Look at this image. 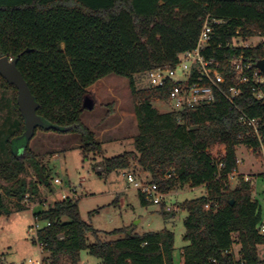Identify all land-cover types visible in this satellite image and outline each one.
Masks as SVG:
<instances>
[{"label":"trees","instance_id":"obj_1","mask_svg":"<svg viewBox=\"0 0 264 264\" xmlns=\"http://www.w3.org/2000/svg\"><path fill=\"white\" fill-rule=\"evenodd\" d=\"M207 14L221 22L213 23L203 53L218 59L228 83V59L241 52L254 62L264 57L261 46H226L236 30L243 38L264 35V0H0V57L15 60L38 103L36 113L44 123L31 138L37 129L78 134L85 157L101 150L95 133L81 121L87 88L109 74L129 78L137 118L134 150L103 157L98 171L129 170L134 163L161 193L176 186L205 187L203 195L180 204L186 212L183 264L262 263L257 246L264 244V233L258 230L260 208L251 184L239 176L230 188L227 180L238 166L236 146L258 147L240 124L238 110L216 94L212 103L195 109L162 112L153 101H165L171 84L137 88L134 81L137 73L174 66L180 53L193 49ZM0 88L13 91L0 97V110H6L0 125V178L7 183L0 182V189L23 209L22 200L38 196L40 186L50 187L51 169L38 161L31 138L23 135L16 87L0 75ZM236 105L260 120L264 141V103L244 87ZM21 137L26 142L16 150L13 141ZM29 167L33 175L26 180L21 175ZM138 195L147 203L139 190ZM0 209L10 211L1 194ZM34 216L49 222L36 231L45 263L78 264L85 249L102 264H173L174 234L167 228L130 234L119 228L111 232L116 238L104 239L81 218L78 198L56 200ZM233 233L240 244L238 258Z\"/></svg>","mask_w":264,"mask_h":264},{"label":"rangeland","instance_id":"obj_2","mask_svg":"<svg viewBox=\"0 0 264 264\" xmlns=\"http://www.w3.org/2000/svg\"><path fill=\"white\" fill-rule=\"evenodd\" d=\"M134 81L137 88L149 86L144 72L135 74ZM109 87L115 91V104L112 106L116 105V110L107 116L112 106L106 104L103 97L109 92ZM89 90L91 91L90 95L96 98L98 103L92 109H85L82 112L81 121L84 124L97 123L106 117L116 120L121 117L122 112H130L125 117L127 123L130 124L129 115L133 111V101L129 78L109 74L93 83ZM12 93V89L3 91L0 88V97L4 94V97L8 98ZM2 103H0V107H2ZM153 105L160 111H167L170 108L169 104L161 100H154ZM5 112V109L0 110V125ZM130 130L131 127L129 132ZM126 135L125 139L121 137L118 140L103 141L99 152L87 154L85 157L80 149L78 134L37 129L29 141V146L37 155L38 161L46 169H51V185L48 188L40 186L39 195L34 199L22 200L20 204H24L26 207L23 209H16L15 197L5 194L0 189L4 205L10 210L8 214L0 213V264H27L29 258L44 260L46 253L36 239L35 225L37 228H41L46 225L47 220L35 218L34 213L53 205L56 200H59L62 193L73 191L76 193L74 198H78L81 218L98 230L104 239L116 238L117 235L111 232L119 228H132L136 233L159 231L163 228L171 230L174 234L172 261L173 264H180V249L187 243L183 239V219L186 212L180 204L185 200L203 195L205 187L202 185L196 187L176 186L162 193L159 203L147 200V203L142 204L138 190L127 180L128 170L98 171V167L101 168L103 157H111L124 151L134 150L133 140ZM26 139L22 137L15 139L13 141L14 149H20ZM236 157L240 160V164L234 172L228 175V185L230 188H234L239 183L241 176L249 180L251 195L257 200L260 219L261 222H264V156L259 149L253 150L244 144H238ZM129 170H135L139 174V176H134L135 180L143 183L150 182L149 173L142 171L136 164L133 163ZM32 175L33 169L29 167L26 173L21 176L29 180ZM55 177L60 179L59 184L54 183ZM0 182L2 185L7 184L1 178ZM233 239L232 246L237 258L240 256L238 252L240 244L236 233H233ZM94 240V236H89L90 242ZM257 249L259 258L264 262V244L258 245ZM41 264L48 263L43 261ZM78 264H102V262L83 249L80 251Z\"/></svg>","mask_w":264,"mask_h":264},{"label":"built area","instance_id":"obj_3","mask_svg":"<svg viewBox=\"0 0 264 264\" xmlns=\"http://www.w3.org/2000/svg\"><path fill=\"white\" fill-rule=\"evenodd\" d=\"M220 22L218 19L211 18L208 14L205 15L193 49L180 53L178 61L172 67L165 65L144 72L149 83L148 87L156 88L171 84L168 97L163 101L169 104L170 108L167 111L195 109L200 104L212 103L216 98V94L222 95L231 107L238 110L240 124L247 128V134L257 140V149L264 156V141L260 120L257 117L248 115L236 105V100L243 94L244 87L249 88L255 99L264 103V73L257 67V62L241 52L237 56L228 59L230 78L227 83L224 67L220 69L218 59L213 55L203 53V50L209 46L212 39L213 23ZM226 46H234L240 49L261 46L264 50V35L255 34L243 38L238 35V30H236V35L232 37L231 42ZM236 162L240 164L238 158ZM99 169L101 168L98 167ZM127 180L143 193L145 199L154 203L160 202L162 193L158 191L154 184L139 182L135 180L132 174H127ZM53 181L57 184L61 182L58 177H55ZM74 197H76L74 191L71 193L64 192L60 195L59 200L74 199ZM208 207L209 204H205V208ZM46 225H49V222ZM38 229L35 225V235ZM258 230L259 233H264V222L260 224ZM228 252L231 253V249ZM41 263H43V259L34 260L29 258L27 260V264ZM255 264H264V262Z\"/></svg>","mask_w":264,"mask_h":264},{"label":"water","instance_id":"obj_4","mask_svg":"<svg viewBox=\"0 0 264 264\" xmlns=\"http://www.w3.org/2000/svg\"><path fill=\"white\" fill-rule=\"evenodd\" d=\"M256 65L264 73V57L259 59ZM0 75L17 89L16 102L24 118L23 135L27 139H30L35 128L44 123L42 118L36 113L38 103L32 95L21 72L18 70L14 59L9 60L7 56L0 57ZM97 103V99L91 95H86L83 99V107L85 109H92ZM0 213H3L1 209ZM131 231L132 228L127 229V234H130Z\"/></svg>","mask_w":264,"mask_h":264},{"label":"crops","instance_id":"obj_5","mask_svg":"<svg viewBox=\"0 0 264 264\" xmlns=\"http://www.w3.org/2000/svg\"><path fill=\"white\" fill-rule=\"evenodd\" d=\"M91 86H89L87 88L89 92H91L89 90ZM114 93H115V91L111 87H109V92H107L106 96L103 97L106 104H108V105L111 104V106H112V104H115L114 103V98H115ZM115 106H112L110 108L107 116L109 115V113L115 112V110H116ZM162 112H165V111H162ZM128 113H130V112H128ZM128 113L122 112L121 117H119L116 120L112 119V118L110 119L109 117L108 118L106 117V119H104L103 121L101 120V121H98L97 123L90 122V123H87L85 125L95 133L96 139L99 140L101 142V144L105 140H107V141L118 140L121 137H123V139H125L124 136L126 134H127L126 135L127 137H129L131 140H133L132 139L133 136L137 133V129H136L137 118L135 116L134 111H131V114L129 115L130 124H128L127 120H125V117L128 115ZM130 127H131V130L129 132ZM105 138H107V139H105ZM79 143H80V140H79ZM102 149H103V147H102ZM129 151H131V150H129ZM127 174H132L133 176H135V175L139 176V174L135 170H128ZM258 174H259V172H258ZM244 176L247 177L246 175H244ZM245 179L247 180V178H245ZM232 250H233V246H232ZM233 253H234V250H233ZM180 255H181V249H180ZM180 264H183L182 255H181Z\"/></svg>","mask_w":264,"mask_h":264}]
</instances>
